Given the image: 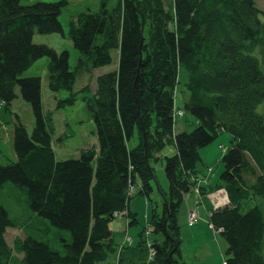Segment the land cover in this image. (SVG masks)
Here are the masks:
<instances>
[{
	"label": "trees",
	"instance_id": "1",
	"mask_svg": "<svg viewBox=\"0 0 264 264\" xmlns=\"http://www.w3.org/2000/svg\"><path fill=\"white\" fill-rule=\"evenodd\" d=\"M109 1L70 20L67 36L79 54L71 71L67 51L33 43L36 34L64 36L58 17L67 2L0 0V104L11 106L18 89L34 118L29 135L15 116V160L0 164V187L22 191L28 206L20 221L0 205V264H101L110 257L115 264H188L179 211L196 186L200 150L221 133L230 145L213 189H223L228 203L210 213L208 224L226 242L223 264H264V113H257L264 102V22L255 0H170L167 8L163 0H116L108 9ZM113 51L116 70L99 76L94 92L81 89L97 148L56 160L41 80L23 73L46 58L48 90L70 93L57 108L72 106L77 76L110 65ZM180 87L188 93L181 108ZM177 109L196 120L192 131H175ZM168 147L174 154L162 159L164 191L151 162ZM154 186L162 200L148 222L154 255L143 229L125 256L128 248L116 249L109 225L117 216L136 225L130 203L150 199ZM8 229L23 233L11 246Z\"/></svg>",
	"mask_w": 264,
	"mask_h": 264
},
{
	"label": "rangeland",
	"instance_id": "2",
	"mask_svg": "<svg viewBox=\"0 0 264 264\" xmlns=\"http://www.w3.org/2000/svg\"><path fill=\"white\" fill-rule=\"evenodd\" d=\"M59 1L67 2V6L62 9L61 14L58 17V20L64 31V36L61 34H36L33 37V43L35 45H45L48 48L54 50L56 53L67 51L69 54V68L71 71H74L77 60L79 58V54L73 48L72 43L67 36L69 22L72 18L81 13H86L88 11L96 12L100 6V0H21V3L23 5H29L37 2L56 3ZM163 1L165 7L167 8L170 4V0ZM255 3L258 9L261 11L260 20L264 22V0H255ZM115 4L116 0L109 1L107 6L108 9H112ZM111 57L112 63L110 65L97 68L90 73H84L77 76L73 88V93H75L76 95L75 102L72 106H65L63 108H57V102L67 99L70 93L67 91L51 93L48 90V75L46 70L48 61L46 58H41L35 61L33 65L25 73H23L21 78L37 77L41 80V102L43 112L45 114H51L54 125V132L52 134V148L56 160L62 161L77 159L80 152L93 147L97 148L95 127L87 112L86 105L83 101L84 93L81 91V89L85 86H89L91 92H94L96 89V79L103 74L116 70L118 63L117 51H113L111 53ZM261 65L264 71V65ZM182 90L183 89L181 87L178 89L177 97L175 100V104L180 108L182 107L183 102L186 101L188 97V93L185 91L182 92ZM180 92L182 93L180 94ZM16 94L17 99L12 102L11 106H2L0 111V125L2 126V129L6 130V132L4 133L0 132V149L2 145L5 150L3 154L5 155L4 157L6 158V160H8V148L10 147L12 149L13 147L11 130L13 129L16 121L15 116L20 119L29 135L32 133V129L34 126V118L30 106L22 100L18 89H16ZM257 113H264V102L257 108ZM196 126V120L191 115L183 112V118L178 120L177 128L175 129V131L179 132L181 130H184L186 132H190ZM7 137H9L8 143ZM136 143L137 140L135 135V137L129 143V147H134ZM214 145L217 147L216 151H218L222 156L224 152V150L222 151V149H226L230 145V136L226 133H221L214 141ZM218 146L221 147L218 148ZM173 154L174 152L172 150V147H168L161 153V159L159 161L151 162L157 184L164 191L167 190L168 183L164 175L162 159L164 158V156H171ZM10 163L11 162L9 160L5 162L6 165ZM220 165L221 168L219 167V170H223V164L220 163ZM217 169L218 168H216V171ZM192 192L195 197L193 209L197 212V207L200 204L202 193L197 190L196 186L194 187ZM136 203H138V211L133 210L134 208H136ZM0 205L4 206L11 218L23 221L27 217L28 206L26 203V196L22 191L15 188L11 184H6L5 186L0 187ZM145 205H149L150 210L151 207H154L158 212H161L162 200L156 186L153 187V192L150 195V199H147L143 196L134 198L130 203V208L133 212L137 213V215L139 214L138 212L144 214ZM185 210L186 203L183 202L178 215L179 237L181 240L183 261L188 264H198L199 262H202L204 264H223L227 247L224 239L219 234L215 233L211 229L209 224L205 225L211 232L212 237L205 233L198 234L194 236V238L185 234L186 228H183L181 225ZM197 220L198 222L200 221L198 213ZM126 223L127 222L125 217H120L119 220L116 218L110 223L116 242L120 240L121 230H124L127 233L126 236L128 235L133 239L135 243L137 242L138 244V234L143 228L147 227V222L144 221L143 223H137L136 225L130 226L129 229H126ZM18 233L19 232H14L11 230L7 234L6 241L9 246L12 245L14 236L20 235ZM145 238L147 240V243H149L151 239L150 235L145 234ZM15 256L20 258V256H17L16 254ZM115 262L116 259L110 257L105 262V264H115Z\"/></svg>",
	"mask_w": 264,
	"mask_h": 264
},
{
	"label": "crops",
	"instance_id": "3",
	"mask_svg": "<svg viewBox=\"0 0 264 264\" xmlns=\"http://www.w3.org/2000/svg\"><path fill=\"white\" fill-rule=\"evenodd\" d=\"M12 130H11V132H12ZM0 132H2V133L6 132V130L2 129L1 125H0ZM8 139H9V137H7V143L9 141ZM219 147H221V146H218V148ZM216 148L217 147L214 145V142H213L210 146L200 150V157H201L202 164L199 167L200 173L198 174L199 175L198 181H199V188H201L200 193H202V197H201L200 204L197 207V213H198V216L200 218V221L196 225H193L190 227L187 225V212H188V210L193 209L195 197H194L193 192L191 191L184 198V202L186 203V210L184 211V215L182 217V222H181L182 224L181 225L183 228H186L185 234L189 235L192 238H194V236L201 234V233L208 234L210 237H212L211 232L209 231L208 227L206 226V225H208V217L214 209L222 208L225 205H227V203H228L226 192L223 189H216V190L213 189V187L216 186V184H217V179H218L217 176H219L220 173L222 172V169L219 170V167L221 168L220 159L222 156L220 155V153L218 151H216ZM4 151H5L4 147L1 145L0 164H5V162L7 161L6 158L4 157L5 155L3 154ZM173 152H174V150H173ZM7 154H8V160H15V154L13 151V147H12V149L10 147L8 148ZM216 168H218L217 171H216ZM137 204L138 203L135 204L136 208L133 209L134 211H138L137 210V206H138ZM130 210H131V208H130ZM149 210H150L149 205H145V213L144 214H141L140 212H138L139 213L138 214L139 216H138L137 213L134 212L136 214L137 223H143L145 221V222H147V225H148L149 218H150ZM120 217H125V216H120ZM120 217H118L117 219L119 220ZM126 222H127L126 223V227H127L126 229H129L130 226L128 225V223H129L128 218H126ZM109 228L112 232L113 243H114L116 249L120 248V247L125 248V249L128 248V250H126V252L123 254V255L127 256L128 255L127 253H129V251H131L136 246L137 242L135 243L131 237H129L128 235L126 236L127 233L124 230H121L120 240L118 242H116L113 230L111 228V225H109ZM143 229L141 231H143ZM11 230L14 232H19L18 234H20V235H15L14 238L15 237H23V233L21 231L8 229L6 232L5 238ZM140 232H139V234H140ZM131 256H132V254H131ZM191 264H194V263H191ZM198 264H204V263L199 262Z\"/></svg>",
	"mask_w": 264,
	"mask_h": 264
},
{
	"label": "built area",
	"instance_id": "4",
	"mask_svg": "<svg viewBox=\"0 0 264 264\" xmlns=\"http://www.w3.org/2000/svg\"><path fill=\"white\" fill-rule=\"evenodd\" d=\"M1 107V104H0ZM174 117L177 120L178 118L182 117V113L180 111H175L174 112ZM132 193V192H131ZM198 220H197V212L194 209H191L188 211L187 213V223L189 226H193L195 224H197ZM212 229V228H211ZM146 235H149V232L147 231L145 233ZM148 247L150 248V257H152L154 255V252L151 249L150 243H148Z\"/></svg>",
	"mask_w": 264,
	"mask_h": 264
}]
</instances>
